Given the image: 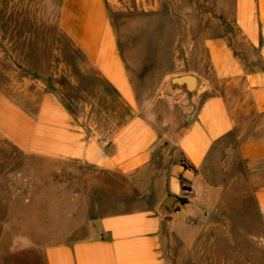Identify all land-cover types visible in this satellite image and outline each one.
Segmentation results:
<instances>
[{
    "label": "crops",
    "instance_id": "0c3cea01",
    "mask_svg": "<svg viewBox=\"0 0 264 264\" xmlns=\"http://www.w3.org/2000/svg\"><path fill=\"white\" fill-rule=\"evenodd\" d=\"M237 5L246 52L226 38L208 40L206 65L170 75L200 79L190 96L170 81L158 91L134 81L106 0H62L61 30L131 117L106 140L54 92H42L28 107L0 90V134L25 155L117 174L138 200L130 211L101 217L89 237L47 247V264H185L206 245L217 246L220 260L222 245L230 256L239 242L206 233L226 227L224 213L234 212L225 205L230 197L254 202L264 240V0ZM184 185L198 196L189 199ZM169 196L189 202L168 212ZM248 225L250 219L232 220L229 227Z\"/></svg>",
    "mask_w": 264,
    "mask_h": 264
},
{
    "label": "rangeland",
    "instance_id": "374dc122",
    "mask_svg": "<svg viewBox=\"0 0 264 264\" xmlns=\"http://www.w3.org/2000/svg\"><path fill=\"white\" fill-rule=\"evenodd\" d=\"M106 2L131 75L147 90L206 65L210 39L226 38L236 52H246L237 0ZM61 6L62 0H0V90L28 107L42 92H54L80 124L108 140L130 119V109L63 33ZM137 200L117 174L25 155L0 134V264H47V247L89 237L101 217L130 211ZM225 205L234 210L223 215L226 227L206 236L236 239V253L229 259V245H222L218 260L217 246L206 245L185 264H264L254 202L230 197ZM249 219L253 226L229 227Z\"/></svg>",
    "mask_w": 264,
    "mask_h": 264
},
{
    "label": "water",
    "instance_id": "95a60500",
    "mask_svg": "<svg viewBox=\"0 0 264 264\" xmlns=\"http://www.w3.org/2000/svg\"><path fill=\"white\" fill-rule=\"evenodd\" d=\"M170 83L173 86V88L187 90L189 95L193 96L197 92V87L200 83V79L192 75H184V76H178L172 78ZM185 83H189V85ZM178 202L185 205L189 202V199L187 197L180 199L176 196H169L164 201L163 206L168 212H172L174 205L177 204Z\"/></svg>",
    "mask_w": 264,
    "mask_h": 264
},
{
    "label": "built area",
    "instance_id": "2783aa9c",
    "mask_svg": "<svg viewBox=\"0 0 264 264\" xmlns=\"http://www.w3.org/2000/svg\"><path fill=\"white\" fill-rule=\"evenodd\" d=\"M184 193L189 199H194L199 194L197 190L189 189L186 185H184Z\"/></svg>",
    "mask_w": 264,
    "mask_h": 264
}]
</instances>
